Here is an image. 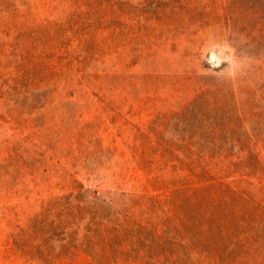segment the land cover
I'll return each instance as SVG.
<instances>
[{
	"label": "rangeland",
	"instance_id": "obj_1",
	"mask_svg": "<svg viewBox=\"0 0 264 264\" xmlns=\"http://www.w3.org/2000/svg\"><path fill=\"white\" fill-rule=\"evenodd\" d=\"M0 264H264V0H0Z\"/></svg>",
	"mask_w": 264,
	"mask_h": 264
}]
</instances>
